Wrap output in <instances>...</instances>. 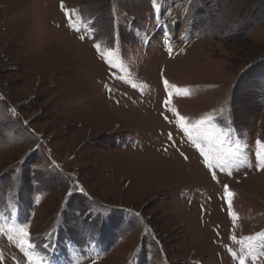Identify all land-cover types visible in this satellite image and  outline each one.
Segmentation results:
<instances>
[{
  "label": "rangeland",
  "instance_id": "1",
  "mask_svg": "<svg viewBox=\"0 0 264 264\" xmlns=\"http://www.w3.org/2000/svg\"><path fill=\"white\" fill-rule=\"evenodd\" d=\"M186 2L0 0V264H264V0Z\"/></svg>",
  "mask_w": 264,
  "mask_h": 264
},
{
  "label": "snow or ice",
  "instance_id": "2",
  "mask_svg": "<svg viewBox=\"0 0 264 264\" xmlns=\"http://www.w3.org/2000/svg\"><path fill=\"white\" fill-rule=\"evenodd\" d=\"M154 7H155V0H154ZM95 47L99 48V45H95ZM111 63V61H109ZM167 86L168 82H164ZM170 103V101L165 100L164 104L167 107V105ZM173 112H175L174 109H172ZM184 117L179 116L177 119V123L180 125L181 130L187 135L188 139L192 141L193 144L197 145L199 147L201 142H206L209 145H212L215 149L214 152L212 151H205L204 148H200L201 154L204 156L205 164L208 168L215 167H222L228 165V157L230 155L229 152H227L224 149V139H223V132L222 130H217L212 126V117H207L205 119L198 120L195 125L189 127L186 126L183 121ZM171 138V137H169ZM258 169L264 167V162L258 163L257 165ZM215 178V177H213ZM225 191L227 192V186H225ZM229 206L230 202H229ZM233 219H235L234 214ZM20 235V240L22 243H26L27 240V231L23 228L18 230ZM232 239L235 241V237H232ZM257 237H245L242 240L239 241V243L242 245V248L247 249L249 253H251L254 249L255 241ZM28 247H32L31 244H28ZM240 264H244V259L241 257Z\"/></svg>",
  "mask_w": 264,
  "mask_h": 264
},
{
  "label": "bare ground",
  "instance_id": "3",
  "mask_svg": "<svg viewBox=\"0 0 264 264\" xmlns=\"http://www.w3.org/2000/svg\"><path fill=\"white\" fill-rule=\"evenodd\" d=\"M186 0H163V23L166 35L169 38L174 36L175 23L184 12Z\"/></svg>",
  "mask_w": 264,
  "mask_h": 264
}]
</instances>
